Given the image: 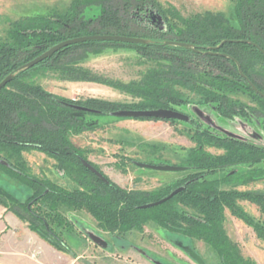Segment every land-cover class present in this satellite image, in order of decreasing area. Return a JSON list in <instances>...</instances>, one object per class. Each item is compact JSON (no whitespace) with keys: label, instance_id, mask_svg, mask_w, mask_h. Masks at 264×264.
<instances>
[{"label":"trees","instance_id":"1","mask_svg":"<svg viewBox=\"0 0 264 264\" xmlns=\"http://www.w3.org/2000/svg\"><path fill=\"white\" fill-rule=\"evenodd\" d=\"M94 6L99 12L86 16V9ZM233 10L229 17L211 11L179 17L164 9L159 0H73L63 14L10 21L6 36L0 37V82L66 39L116 34L141 37L148 42L89 41L69 45L18 72L0 90V177L29 192L21 199L0 183V205L28 222L31 230L63 252L71 250L66 235L76 231V213L86 212L103 232L118 237L155 225L178 240L205 242L216 254V264H257L243 255L239 245L227 235L225 210L264 240V192L221 187L250 183L264 177V171L250 169L246 173H228L221 179L208 177L228 167L262 161L264 147L207 125L199 117L190 122L196 145L179 165L184 167L181 171L189 173L163 189L144 191L122 187L106 176L107 181L102 180L83 164L84 151L71 139L97 125L89 116L110 115L120 109H177L182 104H211L224 117L243 115L245 104L234 96H249L252 88L246 80L237 81V77L252 73L264 83V0H235ZM107 46L133 49L159 64L149 68L139 81L129 83L110 80L78 64L94 48ZM253 64L261 65L253 69ZM39 69H51L61 79L111 85L139 101L69 99L28 80ZM188 94L195 95L196 101H191ZM213 142L225 152L214 155L206 151L204 146ZM29 150L53 158L55 168L68 179V184L32 173L23 156ZM180 187L183 189L166 201L143 207ZM239 199L258 205L262 217L248 214L238 204Z\"/></svg>","mask_w":264,"mask_h":264},{"label":"rangeland","instance_id":"2","mask_svg":"<svg viewBox=\"0 0 264 264\" xmlns=\"http://www.w3.org/2000/svg\"><path fill=\"white\" fill-rule=\"evenodd\" d=\"M72 1L0 0V37L6 36L10 21L63 14ZM159 1L164 9L170 10L173 15L179 17L206 11L222 12L229 17L234 12L235 3V0ZM99 10L98 7H90L86 9L85 14L92 16ZM161 20L163 21V19ZM78 64L110 80L129 83L139 81L144 73L149 68L157 66L159 61L146 59L133 49L107 46L94 48ZM28 80L41 84L54 94L74 100L99 98L118 103L139 101L138 98L111 85L61 79L58 73L51 69H39L33 72ZM188 97L191 101H196L195 95L188 94ZM234 97H238L241 102H245L247 105L257 106V102L252 101L249 96ZM195 107L205 114L209 123L224 131L247 137L264 147V128L262 122L254 115L239 116L234 119L226 118L219 115L211 104L199 106L182 104L176 110L191 115L195 119L199 118L194 110ZM245 113L247 115L246 111ZM88 119L97 125H93V129L71 136V139L76 146L84 151L88 162L98 166L106 177L120 186L144 191L160 190L189 173V171H167L140 167L135 162L180 165L189 150L196 145L192 139L193 124L184 121L170 122L164 119L116 117L111 114L93 115ZM196 120L198 121V119ZM205 124L208 125V122ZM216 134L221 135L219 132ZM204 148L214 155L225 152L215 142L212 145L206 144ZM23 156L32 173L63 185L68 184V179L55 168V160L45 153L29 150L23 152ZM250 169L264 171V159L253 165L239 164L228 167L226 170L209 175L208 178L221 179L228 173L234 171L246 173ZM0 183L11 192L16 193L21 199L29 194L27 189L17 186L4 177H0ZM221 188L244 192H264V177L245 184H223ZM238 204L251 216L262 217L261 211L255 203L247 199H239ZM76 214V231L66 235L69 248H71L66 252L56 249L37 232L31 230L28 222H23L14 213L5 211L3 219L11 222V218H15L18 222L23 223L25 231L20 230L18 234H22L18 237L20 243L28 244V249L20 248L22 251L20 255L24 259H28V256H31L35 247L38 246L37 243H41L49 246L57 254L58 258L54 264H198L191 252L201 255L207 264H216L217 262L216 254L203 241L194 243H189L188 240L181 241L174 235L169 236V233L162 232L155 225H148L143 232L134 231L125 237H118L103 232L88 213ZM224 228L229 238L239 245L243 255L252 258L257 264H264V240L256 236L252 227L233 216L226 209ZM91 234L101 237L105 241L104 246L90 238ZM13 253L12 256L18 252L14 251ZM0 264H3L1 259Z\"/></svg>","mask_w":264,"mask_h":264},{"label":"water","instance_id":"3","mask_svg":"<svg viewBox=\"0 0 264 264\" xmlns=\"http://www.w3.org/2000/svg\"><path fill=\"white\" fill-rule=\"evenodd\" d=\"M89 41H115V42H126V43H146V42H148V40L145 38L125 36V35H116V34H93V35L78 36V37L66 39V40H63V41L53 45L52 47H50L49 49H47L46 51H44L43 53H41L40 55L35 57L34 59H32L29 62L22 65L17 70V72L7 75L0 82V90L3 87H5L10 81H12L18 72L25 70V69H28V68H31V67L39 64L40 62L51 57L57 51H59L60 49H62L64 47H67V46L73 45V44H77V43H81V42H89ZM167 43H173V44L181 45V46H185V47L191 46L188 43L177 42V41H167ZM254 88H255V86H254ZM194 110L198 116L201 117L203 115V112L199 108L195 107ZM111 115L116 116V117L154 118V119H164V120L165 119H177V120H181V121H189L190 120V116L188 114L183 113V112L176 110V109H171V108H158V109H149V110L120 109V110H116V111L111 112ZM209 124L212 126H215L212 123H209ZM225 132L230 134V135L242 137L238 134L230 133L227 131H225ZM135 163L140 167L157 169V170L181 171L184 169L183 166H179V165L149 164V163H143V162H137V161ZM83 164L87 168H89L93 173H95L97 176H99L102 180L107 181V178L105 177V175L101 171H99L92 163L88 162L87 160H83ZM182 189H183L182 187L177 188L176 190H174L170 195H168L164 199L159 200V201L154 202V203L144 205L143 207H150V206L162 203V202L166 201L167 199L171 198L172 196H174L175 194H177L178 192H180ZM90 238H92L96 243H98L100 245L104 246V244H105V241L97 235L91 234ZM191 255L197 260L198 264H207L201 255H199L195 252H191ZM158 264H161V263H158Z\"/></svg>","mask_w":264,"mask_h":264},{"label":"crops","instance_id":"4","mask_svg":"<svg viewBox=\"0 0 264 264\" xmlns=\"http://www.w3.org/2000/svg\"><path fill=\"white\" fill-rule=\"evenodd\" d=\"M6 209L0 205V259L3 264H54L58 258L57 254L49 248V246L37 243L34 253L28 256V259L22 258L20 248L28 249V244L20 243L18 235L25 231L23 223L18 222L15 218H11V222L3 219ZM18 226V227H17ZM17 227V229H16ZM24 236V235H23ZM18 252L15 255L13 252ZM2 253V254H1ZM9 254V256H8ZM2 255V256H1ZM76 259V258H75ZM74 259V260H75ZM73 263V261H71Z\"/></svg>","mask_w":264,"mask_h":264},{"label":"flooded vegetation","instance_id":"5","mask_svg":"<svg viewBox=\"0 0 264 264\" xmlns=\"http://www.w3.org/2000/svg\"><path fill=\"white\" fill-rule=\"evenodd\" d=\"M236 64L238 65V69L240 70L239 63H236ZM260 65L261 64H253V69L254 68L256 69ZM240 73H241V71H240ZM241 74H242V76L237 77V81L240 82V81H245L246 80L249 83V85L252 88V92L249 95V97H250V99L252 101L257 102V106H253V105H250V104L247 105V103L242 102L243 104H245L244 110L247 112V115H246V113L244 111L243 115H239V116H245V117L248 116L249 117L250 114H252V115L257 117L262 122V125H263V128H264V83L261 82V79H258L257 77H255L252 73H251V76L250 75L247 76L244 73H241ZM254 86H255L256 89L254 88ZM244 96H246V95H244ZM239 102H240V99H239ZM189 116H190V120L189 121H184V122L190 123L192 120L198 119V118H195V119L192 118L191 115H189ZM239 116L236 115L235 117L237 118ZM198 117H200V116H198ZM200 118L205 123L208 122V124H209V119L206 118L204 113H203V115ZM234 118H232V119H234Z\"/></svg>","mask_w":264,"mask_h":264}]
</instances>
